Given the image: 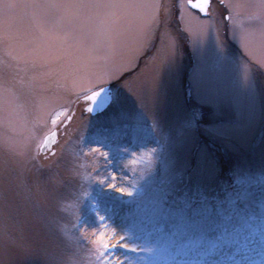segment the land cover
<instances>
[{
    "label": "rangeland",
    "instance_id": "1",
    "mask_svg": "<svg viewBox=\"0 0 264 264\" xmlns=\"http://www.w3.org/2000/svg\"><path fill=\"white\" fill-rule=\"evenodd\" d=\"M158 2L163 22L138 48L144 25L113 43L98 31L104 12L12 18L17 38L0 39V264H264V67L220 0L183 19L184 0ZM240 2L258 41L264 0ZM104 85L111 100L86 111L85 90ZM60 108L69 115L50 123Z\"/></svg>",
    "mask_w": 264,
    "mask_h": 264
},
{
    "label": "snow or ice",
    "instance_id": "2",
    "mask_svg": "<svg viewBox=\"0 0 264 264\" xmlns=\"http://www.w3.org/2000/svg\"><path fill=\"white\" fill-rule=\"evenodd\" d=\"M220 3L227 12L223 19L234 22L239 40L244 46L249 59L253 63H258V65L264 67V30L260 32L258 41H254L251 34L244 28V21L241 18V10L246 5L241 3L240 0H236V2L228 0L227 3H225V0H220ZM179 7L181 19H183L185 7L196 9L204 16H209L212 0H184ZM261 7L264 8V2L261 3ZM28 9L53 14L60 11H70L77 15L81 10H95L98 16L101 12H104L108 22L101 21L98 31L106 40L113 43H119L123 26L134 27L142 23L147 30L137 39L135 47L138 48L152 34V23L157 24V28H159L167 11V5L159 3L158 0H90V2H77V0H44V2H35V0L33 2H26V0H0V39L11 42L17 38L12 25V18ZM33 20H36L35 16ZM193 22L199 24L200 20L199 18H194ZM27 43L32 47L33 52L41 50L43 48L42 35ZM11 46L9 43V47ZM13 58L18 59V57ZM108 74L110 75L111 73ZM103 78V76H98V79ZM3 91L7 92L6 89ZM102 91L103 87L101 86L98 92L91 90V92H96V95L89 96L87 90H85L83 96L87 97L88 100L96 101ZM85 110L91 111L92 109L86 108ZM61 113L64 114L65 118L69 115L64 108H60L50 117V123L55 124L61 118ZM49 135L54 136V133L50 132ZM47 141V136L41 140L40 144L37 145L38 151H43Z\"/></svg>",
    "mask_w": 264,
    "mask_h": 264
},
{
    "label": "water",
    "instance_id": "3",
    "mask_svg": "<svg viewBox=\"0 0 264 264\" xmlns=\"http://www.w3.org/2000/svg\"><path fill=\"white\" fill-rule=\"evenodd\" d=\"M97 92L99 91V89L96 90ZM109 88L107 85L103 86V91L100 93V95L97 97V100H90L91 101V106L90 109H92L90 112L91 113H95L96 111H100L102 109H104L106 107V105L108 104L110 97H109ZM96 95V92H90L89 96H94ZM50 133V132H49ZM49 133H47L44 137H48V141L46 146L44 147L43 152H45L47 149L51 148V146L56 142L57 139V130L53 129L51 131V133H54V136H50ZM54 140V142H53Z\"/></svg>",
    "mask_w": 264,
    "mask_h": 264
},
{
    "label": "trees",
    "instance_id": "4",
    "mask_svg": "<svg viewBox=\"0 0 264 264\" xmlns=\"http://www.w3.org/2000/svg\"><path fill=\"white\" fill-rule=\"evenodd\" d=\"M227 161L224 159V160H220V173L223 174V175H227L228 176V179H230L229 177V172L231 170V160L228 158L227 156Z\"/></svg>",
    "mask_w": 264,
    "mask_h": 264
},
{
    "label": "flooded vegetation",
    "instance_id": "5",
    "mask_svg": "<svg viewBox=\"0 0 264 264\" xmlns=\"http://www.w3.org/2000/svg\"><path fill=\"white\" fill-rule=\"evenodd\" d=\"M193 10H196V9H193ZM197 12H198V10H196ZM199 13V12H198ZM90 94V93H89ZM108 94H109V97H110V100H111V89H109V92H108ZM109 100V101H110ZM91 102V101H90Z\"/></svg>",
    "mask_w": 264,
    "mask_h": 264
}]
</instances>
